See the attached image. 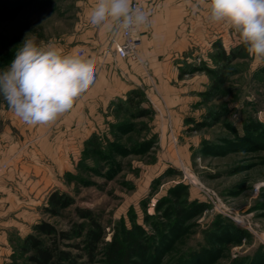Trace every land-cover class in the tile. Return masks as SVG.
Masks as SVG:
<instances>
[{
	"label": "rangeland",
	"instance_id": "1",
	"mask_svg": "<svg viewBox=\"0 0 264 264\" xmlns=\"http://www.w3.org/2000/svg\"><path fill=\"white\" fill-rule=\"evenodd\" d=\"M83 1L36 0L26 5L0 28V69L14 58L26 33L37 42L61 43L72 36ZM211 25L204 48L196 46L177 61V80L171 83L178 84L177 91L164 94L161 89L156 95L150 85L132 89L135 94L115 98L97 121L81 114L82 139L42 145L48 160L36 159L28 150L19 155L49 169L47 175L26 176L31 190L19 187L27 206L19 207L23 223L12 225L18 228L10 231V255L3 264H30L25 243L29 235L51 242L35 231L43 222L70 234L58 245L77 256V264H103L104 245L115 235L124 236L125 230L133 239L151 237L157 243L153 245L162 235L168 238L170 246L160 264L201 255H206L201 264H264V67H252V58L235 44L231 30L217 31L219 25ZM223 52H232L234 60L226 63ZM207 69L224 70L223 82L214 87ZM194 82L198 90L193 92ZM16 119L0 96V136L12 137L19 148L40 147L24 144L21 134L27 130ZM73 128L67 127L66 134ZM17 177L25 185L24 177ZM53 194L68 199L69 206H51ZM177 196L188 217L182 234L172 241L168 206ZM79 210H88L103 234L93 260L74 248L82 246L87 230H96Z\"/></svg>",
	"mask_w": 264,
	"mask_h": 264
},
{
	"label": "crops",
	"instance_id": "2",
	"mask_svg": "<svg viewBox=\"0 0 264 264\" xmlns=\"http://www.w3.org/2000/svg\"><path fill=\"white\" fill-rule=\"evenodd\" d=\"M195 3L196 0H163L157 8L148 10L149 25L146 29L138 31L141 40L139 62L121 60L113 48L109 47L112 32L94 27L88 22L87 11L93 6L94 0H85L79 4L73 35L57 44L66 52L82 51L83 55L95 58L96 72L93 84L74 108L54 124L28 126L22 123V127L27 130L24 131L25 136L21 134L24 144L40 147L19 148L12 137L3 139L0 136V264H3L10 255V231L18 228H12V225L18 226L23 223L21 220L23 214L19 207L22 209L23 206H27V199L25 196H19V187L22 191L25 188L31 190L32 186L30 183L28 185L26 176L47 175L49 169L48 165L43 163L31 165L25 161L26 157L19 155L28 150L32 156H37L36 159L48 160L49 155L42 152V145L55 144L67 137L73 141L82 139L80 130L83 113L90 116V122L97 121L98 115L101 112L105 114L115 98L125 97L132 89L150 85L153 86V90L157 89L156 95L161 94V89L165 91L164 94L171 93L172 90L177 91L180 88L178 84L171 85L177 80L179 72L177 61L196 46L203 47L205 45L203 37H207L213 28L206 18V10L203 8L193 10L192 5ZM218 28L217 31H220V28L221 31H225L222 25ZM198 32L205 35L201 37ZM222 44L225 46L224 42ZM201 78L203 79V75ZM195 86L198 87L196 82L191 86L193 92L198 90ZM144 92L147 96H153L152 99L156 101L154 97L156 95L151 93L150 89H145ZM76 119L78 120L74 125ZM16 120L20 121L18 118ZM16 123L18 124L17 121ZM70 126H74L73 132L67 135L65 129ZM18 174L24 177L25 185L18 181Z\"/></svg>",
	"mask_w": 264,
	"mask_h": 264
},
{
	"label": "clouds",
	"instance_id": "3",
	"mask_svg": "<svg viewBox=\"0 0 264 264\" xmlns=\"http://www.w3.org/2000/svg\"><path fill=\"white\" fill-rule=\"evenodd\" d=\"M79 6V5H78ZM194 11L206 10L207 20L231 30L237 46L264 67V0H196ZM150 13L133 0H94L88 22L116 34L146 29ZM96 60L69 53L54 41L37 42L25 34L14 58L0 69V96L28 126H50L72 110L94 82Z\"/></svg>",
	"mask_w": 264,
	"mask_h": 264
},
{
	"label": "trees",
	"instance_id": "4",
	"mask_svg": "<svg viewBox=\"0 0 264 264\" xmlns=\"http://www.w3.org/2000/svg\"><path fill=\"white\" fill-rule=\"evenodd\" d=\"M36 0H0V28L5 24L16 19L19 14L24 11L23 8L31 4ZM220 57L225 60L226 63L232 62L234 60V54H226L223 52L220 54ZM207 71L214 77L213 86H218L224 80L226 73L224 70H212L207 69ZM129 94H135L133 91H130ZM129 96V95H128ZM127 97V103L131 101ZM124 102V101H123ZM122 102V104H123ZM146 111L141 114L144 115ZM63 196L60 194H53L49 197V204L56 208H66L69 206L68 199L63 200ZM184 202H180L179 196L174 200V203L168 206V215L172 216V225L170 233L172 234L171 240L175 241L180 234H182V223L183 220L187 219L188 213L187 210L180 205ZM82 218L91 219L90 212L88 210H79L78 211ZM167 215V216H168ZM92 220V219H91ZM177 226H176V222ZM93 226L96 230H87L84 234L82 241V246L75 245V249H80L85 252L89 257V260H93L94 254L98 249V244H100L103 234L100 227L92 220ZM160 232V229H156ZM35 231L41 235L49 236L51 242L45 244L39 239L29 235L25 243L29 246L31 254L26 259L30 264H77L75 255L70 253L68 250L63 251L59 249L58 240L66 241L70 239V234L66 231L57 232L56 229L48 223H40L35 226ZM80 233H77V237L81 236ZM160 234V233H159ZM158 236V235H157ZM123 237V238H122ZM115 235L112 240L105 244L102 250L103 264H160L161 258H163V251H166L170 245H167L166 240L168 238L163 235L162 240L160 238L158 245H153L156 241H151V237L143 236L142 238L131 237L130 230H125L124 236ZM174 238V239H173ZM169 242V241H168ZM171 242V241H170ZM157 244V243H156ZM173 244V243H172ZM168 246V247H167ZM205 257L206 255H201ZM194 257L190 260L181 259L177 264H201L204 259Z\"/></svg>",
	"mask_w": 264,
	"mask_h": 264
},
{
	"label": "built area",
	"instance_id": "5",
	"mask_svg": "<svg viewBox=\"0 0 264 264\" xmlns=\"http://www.w3.org/2000/svg\"><path fill=\"white\" fill-rule=\"evenodd\" d=\"M163 0H133V6H141L144 10L155 9ZM141 40L138 31L127 34L111 33L109 47L113 48L115 54L122 59L139 62V49ZM77 53L82 54V51Z\"/></svg>",
	"mask_w": 264,
	"mask_h": 264
}]
</instances>
